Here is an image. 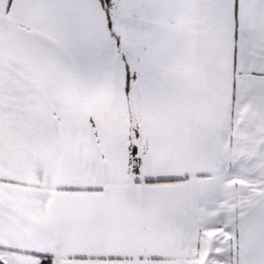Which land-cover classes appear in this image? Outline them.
I'll return each mask as SVG.
<instances>
[{
	"label": "snow or ice",
	"instance_id": "6c2138e0",
	"mask_svg": "<svg viewBox=\"0 0 264 264\" xmlns=\"http://www.w3.org/2000/svg\"><path fill=\"white\" fill-rule=\"evenodd\" d=\"M0 264H264V0H0Z\"/></svg>",
	"mask_w": 264,
	"mask_h": 264
}]
</instances>
